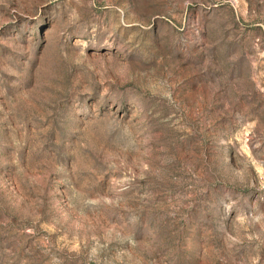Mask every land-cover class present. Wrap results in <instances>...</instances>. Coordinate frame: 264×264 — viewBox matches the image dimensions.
<instances>
[{
	"label": "rangeland",
	"instance_id": "374dc122",
	"mask_svg": "<svg viewBox=\"0 0 264 264\" xmlns=\"http://www.w3.org/2000/svg\"><path fill=\"white\" fill-rule=\"evenodd\" d=\"M0 264H264V0H0Z\"/></svg>",
	"mask_w": 264,
	"mask_h": 264
}]
</instances>
